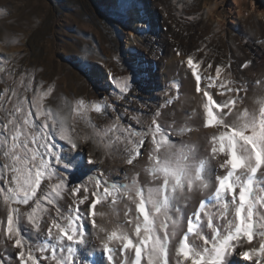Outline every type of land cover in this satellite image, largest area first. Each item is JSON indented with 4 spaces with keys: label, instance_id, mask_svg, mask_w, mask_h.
Returning a JSON list of instances; mask_svg holds the SVG:
<instances>
[{
    "label": "snow or ice",
    "instance_id": "1",
    "mask_svg": "<svg viewBox=\"0 0 264 264\" xmlns=\"http://www.w3.org/2000/svg\"><path fill=\"white\" fill-rule=\"evenodd\" d=\"M136 3L118 0L117 11L127 14ZM199 67L187 54L195 92L207 97L202 123L213 134L206 155L199 147L176 143L174 136L183 135L184 129L177 130L174 120L160 123V109L173 104L172 99L156 109L143 133L124 123L129 109L117 114L114 99L106 96L88 105L105 118V135L114 137L117 151L123 143L128 165L142 156V148L148 153L147 183L138 173L131 178L125 174L126 183L112 181L111 186L101 179L102 172L93 175L88 165L96 162L88 159L85 164L83 156L91 137L66 135L57 113L42 106L54 85L31 98L5 89L0 95L6 113L0 118V201L6 208V223L0 220V264H234L235 256L264 264V102L256 111L242 107L244 97L239 95L213 101L207 91L213 79L209 77L202 90ZM81 70L91 69L82 63ZM132 72L123 77L109 73L125 104L134 92L136 70ZM215 72L218 77L221 66ZM30 86L31 81L25 92ZM84 106L85 100L78 99L72 111ZM149 135L151 145L146 146ZM84 177L94 180L92 198ZM118 195L126 197L134 211L128 208L124 222L109 231L97 224L95 217L103 213L95 210L109 198L115 203ZM197 203L198 208L189 211ZM91 229L96 230L98 250L89 247L86 236Z\"/></svg>",
    "mask_w": 264,
    "mask_h": 264
},
{
    "label": "rangeland",
    "instance_id": "2",
    "mask_svg": "<svg viewBox=\"0 0 264 264\" xmlns=\"http://www.w3.org/2000/svg\"><path fill=\"white\" fill-rule=\"evenodd\" d=\"M153 1L157 2L158 0H149L148 4L146 0H137L134 8L136 10H131V12L140 13L142 22H139L140 29L133 31V42L127 47V34L124 29L130 28L129 16L131 12L121 14L117 11L118 0H105V3L104 0H0V95L5 89H10L17 91L21 96L27 95L31 98L34 94L39 95L46 91L49 86L54 85V92L43 98L42 106L46 110L57 113V119L64 122L63 131L66 135L75 137V134L82 129L86 136L91 137V146L94 141H97L98 148L104 150L103 159L106 160V153L109 150V146L106 145L110 144L111 147H115L114 137L113 140L107 138L105 135L107 129L105 118L88 105L100 101L106 96L111 101L113 97L117 114L122 113L125 108L129 109L130 116L124 123L130 124L134 130L142 133L147 130L149 124L139 114H142L146 109L140 107L142 103L138 100L140 97L135 96V92L129 97L128 104L119 100V88L112 83V77L107 92L98 91L95 84L91 85L90 76L86 71L81 70V65L85 63L93 67L99 64L117 77L132 76V69L134 68L136 70L134 89L138 81L137 76H139L136 64L137 53L140 50L145 52L146 45H144L143 37L153 33L152 21L148 18V7ZM172 2L177 15L196 22L202 28H207L212 34L210 40L214 44L219 43L222 38L238 52L236 48L238 44L243 43L245 46L250 45L254 48V45L264 41V16L250 14L249 1L244 8L249 14L247 16L240 15L235 21H230L232 16L234 17V13L231 16L228 13L229 0H172ZM258 2L264 4V0H258ZM219 18L224 19L222 21L225 22L224 27L216 21ZM230 60L232 59L229 57L227 60L229 63L226 67L222 61L218 60L214 63H208L212 64V67L209 72L201 76L202 90L205 88L208 78L211 77L213 86L207 88V91L209 95L212 94L213 101H216L215 98L220 99L224 96L227 98L229 92L238 88L240 91H236L237 95L244 97L242 107L258 111L260 104L264 102V74H256L255 76L258 75V78L253 77L252 79L234 75L232 71H227V67L232 68ZM257 60L258 57L253 53L251 59L246 63L248 66H253ZM217 66H221V73L218 77L215 72ZM21 77H23V81ZM254 79L262 87H258V90L251 93L248 84H253ZM29 81H31V86L25 92V86L28 85ZM243 82L247 83L244 88L240 85ZM181 84L180 78L171 79L164 96H169L168 98L175 102V98L179 99L183 95ZM63 85H67V92L62 89ZM173 91L175 95L171 96ZM249 96L250 100H248ZM78 99L85 100V106L77 111H72ZM203 99L207 101L206 97ZM156 109H153L152 113ZM109 111L111 112V110ZM90 114H96L98 121L102 120L104 125L99 124L98 121L92 122ZM174 114L176 115L177 112ZM5 115L6 113L0 108V118ZM131 116L140 119L141 124H136ZM174 121L177 130L181 127L184 129L183 135L174 136L177 144L182 141L188 147H199L205 155L210 152V139H206L208 137L194 139L195 141L186 138L187 132L205 129L202 123L194 121L193 124H187V127L183 125L184 123H180L177 118ZM145 145H151L150 135L146 137ZM121 149L125 150L124 147ZM141 152L143 156H141V166L137 167V161L140 158L138 157L133 165H128L122 161V167L130 168V173L127 174L129 178L138 173V179L147 183L151 181V175L146 171L149 165L148 153H145L143 148ZM0 163H3L2 155H0ZM92 167V165H88L94 176L101 173L98 168ZM122 167L120 171H111L108 175L103 174L101 179H106L109 186H111L112 181L126 183L127 181L123 179L126 173ZM84 182L89 189V197L91 198V192L95 190L94 180L90 181L84 177ZM102 204L106 212L103 213L102 211L103 216L97 215L95 219L97 224L109 231L124 222V213L128 208H132L134 211V205L126 197L119 195L116 197L115 203L109 198ZM197 205L195 204L189 211L198 208ZM63 209L67 214L66 209L64 207ZM2 211L4 215L0 216V219L6 222V208L0 201V212ZM96 211L99 213L101 210ZM91 233L89 247H95L98 250L100 242L96 238V230L91 229ZM1 237L0 240L3 239ZM28 238L35 240L32 236ZM178 238L182 239V235ZM39 243H43V238ZM256 243L257 239L254 237L253 244ZM37 255L39 256V253ZM237 257H234V262L237 264H253V261L239 260ZM41 259L43 260V257ZM47 263L49 261H45V264Z\"/></svg>",
    "mask_w": 264,
    "mask_h": 264
},
{
    "label": "bare ground",
    "instance_id": "3",
    "mask_svg": "<svg viewBox=\"0 0 264 264\" xmlns=\"http://www.w3.org/2000/svg\"><path fill=\"white\" fill-rule=\"evenodd\" d=\"M248 1L250 14L264 16V4H261L258 0H229L227 7L228 13L230 16L234 13V17L232 16V20L230 21H235L240 15L247 16L249 14V12L244 9L245 4ZM147 2H149V0H146V3ZM149 5L148 18L152 21L153 33L143 37L145 40L144 45H146V50H144L145 52H141L140 50L139 53H137L136 64L138 66L137 70H139V76H137L138 81L136 82V86H134L135 96L140 97L138 100H140L142 104L148 105L147 108H144L146 110H144L142 114H139V111L137 112V114H139L142 118L146 119L147 124H150L149 122H151L153 109L158 108L169 99V96H164V94L167 93L169 87L168 84H170L171 79L175 77L182 80L181 86L183 95L179 97V99L175 98V102L173 104L165 105L162 108L161 112L163 117L160 120V123L168 125L176 118L180 123H184L183 125H186L187 127V124H193L194 121L202 123L201 113L203 108L202 101H204V99L200 93L195 92L196 85L194 83V77L190 76L189 70L186 68L187 54L193 55L194 60L200 62L198 72L201 76L210 71L211 68H208V63H214L218 60L222 61L226 67L229 63V61H227L229 57L232 59L230 60L232 68L227 67V71H232L234 75L244 78L246 77V79H252L253 77L258 78V75L255 76L256 74H264V44L258 42L259 44L254 45V48L250 45L245 46L243 43L238 44L236 47L238 52H236L235 49L222 38L219 43H212L210 40L212 34L207 30V28H202L196 22L177 15L172 0L153 1V3ZM218 14L220 15L219 12ZM219 15H217V17H219ZM129 17L131 21L130 30L124 29L127 34V47L133 42L132 33L133 31L140 29L139 22L141 21L139 12L132 11ZM223 20L224 19L219 18V20L217 19L216 21L224 27L225 22H222ZM177 49L180 51L181 55H177ZM253 53L256 57H258V60L260 59V61H255L256 63L255 65L252 64L253 66L242 67L246 61L251 59V55H253ZM90 69L91 70L86 71V73L90 76L91 85L95 84L98 91L107 92V88H109L108 85L110 83L109 81H111V76H109L110 71L104 69L102 65L99 64L90 67ZM240 85L244 88L247 86V83L243 82V84ZM66 86L67 85H63L62 89L64 92L68 91V87ZM258 87L260 88L262 86L259 82H256V80L253 84H248V88L250 89L249 92L251 93L252 91L258 90ZM174 93L175 92L173 91L171 96L175 95ZM229 93L230 94L227 98H225V96L220 99L215 98L216 101L234 98L237 95L235 88L233 89V92ZM112 99L114 98L112 97ZM250 99L251 98L249 96L248 100ZM174 112H177V114L174 116L171 115ZM90 116L92 122L98 121V116L96 114H90ZM98 122L99 124L104 125L102 120ZM212 134V130L203 128L198 131L192 130L189 133L187 132L186 138L191 139L192 141H195L194 139H203L205 137H208L206 139H210ZM75 135L76 138L86 136L84 131L82 132V129ZM107 146H109V150L106 153V160L103 159L104 150L102 148H98L97 141H94L92 146L87 150H83V156L85 158L84 162L87 164L88 159L94 160L96 163L92 165V168H98V170L104 175H108L111 171H120V168L123 166L122 161L126 162L127 159V151L121 149L124 147L123 143L118 146L120 149L119 151H117V145L115 147H111L110 144H107ZM142 157L138 159L137 167L142 165L140 164ZM101 161H103V163H101ZM122 168L125 170L124 173H130V168ZM63 207L66 211L68 210L67 205H64ZM99 209L101 210L99 213L102 211L103 213L106 212L102 203L97 206L96 210ZM86 238L90 240L91 236L87 235ZM237 258H239V260H243V258L239 256ZM13 264H16L15 260L13 261ZM47 264H50V262ZM234 264L237 263L234 262Z\"/></svg>",
    "mask_w": 264,
    "mask_h": 264
}]
</instances>
